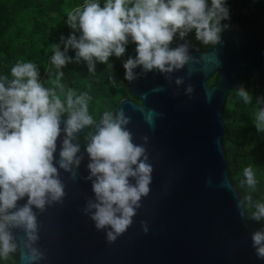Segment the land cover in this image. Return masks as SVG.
<instances>
[{"label":"clouds","instance_id":"1","mask_svg":"<svg viewBox=\"0 0 264 264\" xmlns=\"http://www.w3.org/2000/svg\"><path fill=\"white\" fill-rule=\"evenodd\" d=\"M229 18L227 0H105L103 6L99 0H85L67 14L73 34L61 37L63 51L60 44L53 45L51 64L59 70L54 79L42 81L31 62L16 63L11 78L0 76V259L20 253V243L25 264H39L45 258L37 247V212L63 202L66 185L61 170L77 180L85 159L82 149L88 157V175L83 179L91 183L93 193L83 213L98 231L106 233L109 243L132 226L142 199L151 191L154 169L145 147L148 137H143V144L134 143L128 129L131 120L123 110L105 111L98 122L94 120L89 113L90 96L66 89L62 69L85 62L89 73H94L97 63L108 65L111 57H124L131 42L136 55L123 62L125 79L136 80L134 69L139 67L143 74L157 71L171 82L173 74L192 61L186 43L170 47L174 40H185L194 32L202 44L217 45L222 21ZM69 50L75 51V60ZM184 83L183 77L175 79L177 87ZM193 92L188 85L185 94L191 97ZM238 95L245 104L253 103L244 85L239 86ZM255 103L264 105V97H256ZM153 116V112L145 113L154 127ZM253 124L264 133V107L257 108ZM85 129L82 148L79 134ZM243 177L240 186L255 191L258 181L251 166L243 169ZM237 208L242 219L261 224L251 241L257 258L264 260V202L253 203L249 192L240 196ZM142 227L147 234V223L142 222ZM17 231L23 233L21 241Z\"/></svg>","mask_w":264,"mask_h":264},{"label":"water","instance_id":"2","mask_svg":"<svg viewBox=\"0 0 264 264\" xmlns=\"http://www.w3.org/2000/svg\"><path fill=\"white\" fill-rule=\"evenodd\" d=\"M185 43L192 61L171 82L138 67L137 79L128 85L133 98H123L117 109L130 118L134 143L143 144L148 137L145 147L154 169L150 194L142 199L132 226L109 243L83 213L93 193L83 179L88 157L82 149L85 159L77 180L61 170L63 202L37 212V247L45 257L39 264H264L252 247L257 228L237 208L241 195L231 179L223 118L236 80L247 75L264 80V36L232 24L210 49H194L180 39L170 47ZM216 73L217 82L210 84ZM177 77L185 80L180 87ZM188 85L194 88L191 97L185 94ZM146 112L154 113V127ZM58 152L59 143L57 158ZM142 222L148 225L147 234ZM15 235L22 240V232ZM20 249L17 264H25L23 243Z\"/></svg>","mask_w":264,"mask_h":264},{"label":"trees","instance_id":"3","mask_svg":"<svg viewBox=\"0 0 264 264\" xmlns=\"http://www.w3.org/2000/svg\"><path fill=\"white\" fill-rule=\"evenodd\" d=\"M84 3L85 0H0V76L11 78V67L18 62H31L40 71L42 81L54 79L59 70L51 64L53 45L60 44L63 51L61 37L66 39L73 34L66 22L67 14ZM99 3L103 6L105 0H99ZM227 7L230 18L222 21L220 36L232 24L264 36V0H227ZM185 40L194 49H210L214 45L197 41L194 32ZM68 55L75 60L74 50H69ZM135 55V45L130 42L124 57L113 56L108 65L97 63L94 73H89L85 62L69 63L62 69L65 75L61 83L77 94L88 93L89 113L98 121L105 111L116 112L123 98H133L128 90L130 82L125 79L123 62ZM218 77L219 73H216L210 83L217 82ZM240 85L253 95L252 104H245L238 95ZM45 86L51 87L47 83ZM256 97H264V80L251 75L240 78L229 92L223 113L228 127L224 142L231 179L241 197L251 192L253 203L256 200L264 202V133H259L253 124L257 108L264 105H256ZM79 143L83 148L84 136L79 137ZM249 166L258 181L255 191L240 186L244 179L243 169ZM249 223L257 229L261 227L260 223ZM0 264H17V253L9 260L0 259Z\"/></svg>","mask_w":264,"mask_h":264},{"label":"flooded vegetation","instance_id":"4","mask_svg":"<svg viewBox=\"0 0 264 264\" xmlns=\"http://www.w3.org/2000/svg\"><path fill=\"white\" fill-rule=\"evenodd\" d=\"M136 103H137V104H139V103H140V101H139V100H136Z\"/></svg>","mask_w":264,"mask_h":264}]
</instances>
